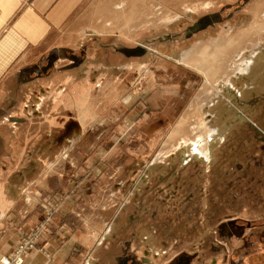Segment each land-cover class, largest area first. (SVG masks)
Instances as JSON below:
<instances>
[{"label": "rangeland", "instance_id": "374dc122", "mask_svg": "<svg viewBox=\"0 0 264 264\" xmlns=\"http://www.w3.org/2000/svg\"><path fill=\"white\" fill-rule=\"evenodd\" d=\"M67 24L72 47L45 67L59 82L46 87L44 114L22 116V96L3 119L26 126L14 162L0 135V174L47 176V186L30 218L11 220L16 242L0 264L52 260L56 237L72 250L60 264H114L124 239H152L157 254L208 243L232 196L247 204L240 176L262 172L252 162L264 156V0H80ZM54 116L83 126L44 149L36 140L49 129L37 124ZM234 242L228 259L246 251Z\"/></svg>", "mask_w": 264, "mask_h": 264}, {"label": "crops", "instance_id": "0c3cea01", "mask_svg": "<svg viewBox=\"0 0 264 264\" xmlns=\"http://www.w3.org/2000/svg\"><path fill=\"white\" fill-rule=\"evenodd\" d=\"M79 1L0 0V135L9 134L5 145L12 151L11 162H14V153H17L15 150L18 148L15 145V134L26 125L15 127L8 123L5 126L2 124L3 119L18 115L14 103L22 96V116L28 118L32 114H44L39 106L47 94L46 87L59 82L51 80V73L45 72V67L49 66L51 56L55 58L61 51L72 47L70 39L75 33L67 20H70L74 6ZM71 77L69 74L67 80L71 81ZM18 86L20 94L16 93L15 88ZM27 104L31 109H26ZM82 124L77 120L54 116L48 124H37L38 128H42V133L43 130H49L37 138L36 143L45 149L48 141L56 142L52 141L55 136H51L52 134H59L57 138L60 141L61 133H72L75 128L81 129ZM260 148L264 155V142L260 143ZM26 163L35 165L39 162L28 156ZM252 163L260 166L262 172L260 176H240L245 182L244 201L247 204H241L237 195L232 196L235 204L229 208V212L235 217L231 215L229 220H223L218 225H208L209 230L218 232L213 239L207 240L208 243L202 237L197 246L193 244L188 249L166 254L160 251L157 254L158 248L152 239L148 245L141 243L143 245L140 244L139 247H134L135 243L132 244L131 240L124 239L123 253L114 260V264H130L127 262L129 259L133 260L132 264H226L225 261L228 264H264V156L261 162ZM252 163H247L246 166H251ZM10 175L0 174V255L9 252L16 242L11 220L16 218V224L22 223L25 218L33 215L34 200L40 192L38 190L45 191L47 186V176ZM31 189H34L33 193L30 192ZM57 239L59 238L50 239L46 246V251L53 254L52 260L41 252H35L25 264L63 263L72 250L70 246L56 242ZM219 239L222 241H218ZM230 240L241 248L246 247V251L244 249L241 254L228 259L223 249H227ZM206 244L208 248H203Z\"/></svg>", "mask_w": 264, "mask_h": 264}, {"label": "bare ground", "instance_id": "6f19581e", "mask_svg": "<svg viewBox=\"0 0 264 264\" xmlns=\"http://www.w3.org/2000/svg\"><path fill=\"white\" fill-rule=\"evenodd\" d=\"M253 56H254V55H253ZM253 56H252V57H253ZM249 58H250V57H249ZM246 61H247V58L245 59V62H246ZM254 64H255V60H254V59H250L249 61H247V63H245V64L243 65V71H245V72L248 71V72H249V70L252 69V66H253ZM223 83H224V82H223ZM206 106H207V105H206ZM206 106H205V107H206ZM206 113H207V111H206ZM214 129H215V128H214ZM216 130H217V128H216ZM216 130H215V131H216ZM211 133L213 134V131H212ZM203 143H207V144H208L207 141H206V142L204 141ZM203 143H202V144H203ZM200 144H201V143H200ZM200 144H198V148H199V149L201 148V150H202L201 152H204V153H206V154H209V150H208V148L206 147V148L202 149V147H201L202 145H200ZM207 144H206V145H207ZM196 147H197V146H196ZM196 147H195V148H196ZM196 149H197V148H196ZM208 159H210V158H208ZM208 159H207V160H208Z\"/></svg>", "mask_w": 264, "mask_h": 264}, {"label": "built area", "instance_id": "2783aa9c", "mask_svg": "<svg viewBox=\"0 0 264 264\" xmlns=\"http://www.w3.org/2000/svg\"><path fill=\"white\" fill-rule=\"evenodd\" d=\"M5 261H6V263H4V264H9V262L7 260H5Z\"/></svg>", "mask_w": 264, "mask_h": 264}]
</instances>
